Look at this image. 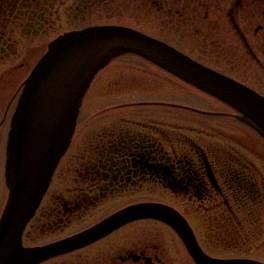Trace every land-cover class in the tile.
<instances>
[{"label":"flooded vegetation","instance_id":"1","mask_svg":"<svg viewBox=\"0 0 264 264\" xmlns=\"http://www.w3.org/2000/svg\"><path fill=\"white\" fill-rule=\"evenodd\" d=\"M91 27L139 31L264 97V0H0L4 205L6 142L25 81L52 41ZM138 207L174 222L136 216L39 264H200L194 247L211 260L264 263V138L224 102L123 54L92 80L23 245Z\"/></svg>","mask_w":264,"mask_h":264},{"label":"water","instance_id":"2","mask_svg":"<svg viewBox=\"0 0 264 264\" xmlns=\"http://www.w3.org/2000/svg\"><path fill=\"white\" fill-rule=\"evenodd\" d=\"M123 54L139 55L224 102L264 138V97L175 48L130 28L91 27L64 34L50 43L26 79L11 120L5 164L8 197L0 216V264H39L49 256L88 244L136 216L174 222L160 209L138 207L49 245H23V232L71 143L92 80ZM180 231L184 236V229ZM191 252L200 264H264L250 259L211 260L199 256L195 247Z\"/></svg>","mask_w":264,"mask_h":264},{"label":"rangeland","instance_id":"3","mask_svg":"<svg viewBox=\"0 0 264 264\" xmlns=\"http://www.w3.org/2000/svg\"><path fill=\"white\" fill-rule=\"evenodd\" d=\"M102 102H103V100H102ZM6 147H7V142H6ZM5 152H6V150H5ZM5 159H6V154H5ZM4 196L6 197V188H4V180L3 181L1 180V185H0V213L4 207V202L2 201Z\"/></svg>","mask_w":264,"mask_h":264}]
</instances>
